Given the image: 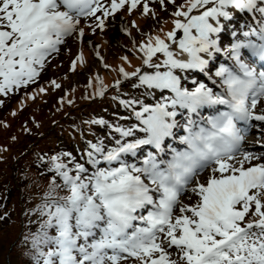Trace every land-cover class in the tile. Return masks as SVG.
<instances>
[{
    "label": "snow or ice",
    "instance_id": "obj_1",
    "mask_svg": "<svg viewBox=\"0 0 264 264\" xmlns=\"http://www.w3.org/2000/svg\"><path fill=\"white\" fill-rule=\"evenodd\" d=\"M139 2L130 0L131 8ZM126 3L0 0V95L34 83L80 18L96 17L103 28L97 13L111 16ZM236 14H248L250 23L225 44ZM173 16L165 38L149 36L139 48L151 71L120 69L155 101H122L137 123L91 144L90 167L52 157L62 183L52 180L39 210L32 264H264V163L252 164L260 157L242 151L240 127L264 122V0H184ZM183 72L202 73L211 86L192 79L190 88Z\"/></svg>",
    "mask_w": 264,
    "mask_h": 264
},
{
    "label": "trees",
    "instance_id": "obj_2",
    "mask_svg": "<svg viewBox=\"0 0 264 264\" xmlns=\"http://www.w3.org/2000/svg\"><path fill=\"white\" fill-rule=\"evenodd\" d=\"M105 104L106 108L110 105L109 102ZM22 140L24 147L30 143L33 148L28 153L30 156L26 158L28 154H25L18 162L10 157L6 166L0 167V174L10 176L11 181V186L4 188L5 194L0 195V264H32L31 237L39 230L36 222L39 219L43 222L39 210L48 202L47 197L52 188L51 178L45 175L43 163L35 165L37 152L50 150V146L40 145L35 137L24 136ZM38 168L41 174L38 178L43 182L23 177L27 173L24 169L39 174ZM19 170L22 171L21 175ZM11 206L14 213L9 210Z\"/></svg>",
    "mask_w": 264,
    "mask_h": 264
},
{
    "label": "rangeland",
    "instance_id": "obj_3",
    "mask_svg": "<svg viewBox=\"0 0 264 264\" xmlns=\"http://www.w3.org/2000/svg\"><path fill=\"white\" fill-rule=\"evenodd\" d=\"M179 4V3H178ZM177 10V6L175 7V6H171V7H169L168 8V10L167 11H165V13H163V15H162V19L161 18H156L155 19V21L154 20H152V27H151V29H153V28H155V26L157 25V23H160V22H162V20L163 19H165V18H167V16H169V15H173V13L175 12ZM146 28V27H145ZM178 37H179V35H178ZM114 43H116V39L114 40ZM171 43V42H170ZM119 46V45H118ZM172 49L178 54V53H180V50H179V48H178V45H172ZM72 52H74V53H77V48H75V51H72ZM114 51H112V53H113ZM107 53H108V55L109 56H112V53H111V55H110V53L107 51ZM87 55V54H86ZM89 57H90V54H89ZM70 58V57H69ZM89 65H88V67H87V69H89L90 68V66H91V64L92 63H94V66H96L97 68L98 67H100V61L99 60H94V59H91V58H89ZM93 65V64H92ZM144 68H146V66L145 67H143V68H141V69H144ZM46 71V70H45ZM77 73V72H76ZM76 73H70V75H69V77L67 78L68 80H69V82L65 85V86H63V89H61V92L58 94V98H60L59 99V101L61 102V103H59L60 104V107L62 108V109H65L66 108V106H68V105H70V104H78V103H76V101H75V97L73 96V93L74 92H72L73 91V89H74V85L77 83L78 85H81L82 83H84V81L86 80L87 81V78H88V71L87 70H85V71H82V73H80V74H76ZM44 74H45V72H44ZM63 79H65L64 78V76H61ZM100 81H101V74H100V71L99 72H97V76H96V78H95V83H96V85H95V87L93 88V89H91V91H90V93H87V91H85V93L81 96V98L80 97H78V101L77 102H79V104H78V108L76 109V110H72L71 111V114L72 115H76L77 117H79V118H82L81 116H82V113H86V109L87 108H89V107H93V105H91V104H89V103H87V102H85L86 100H88V98H89V96H91V97H97V95H96V92H97V90L99 89L98 88V85L97 84H99L100 85ZM70 84H71V86H72V89H71V94H70V100H66L65 99V96L68 94V88L67 87H69L70 86ZM127 86H129V88L131 87V84H127ZM46 87H49L48 85H46ZM13 91H15V90H13ZM13 91H11V92H13ZM122 91L123 92H125V93H130L129 92V90L128 89H122ZM52 98H54L55 99V95H52L51 96ZM82 99V100H81ZM8 101H10V100H8ZM8 101H7V103H8ZM23 103H26L25 101H21L20 102V104H19V107H20V105H23ZM26 105V104H25ZM46 106L43 104V105H41V106H36V105H34V106H30V113L32 114V115H34V114H38V115H40L41 116V120H43V122H45V126L43 125V131H44V133H45V136H43V137H41L40 138V140L38 141V143L40 144V145H50V146H53L54 144V142L56 141V139H55V135H56V132H57V129H55V128H52L53 126L51 125V118L49 117V113L46 111V108H45ZM45 108V110L44 111H42L41 112V110H43ZM22 111H24V109L22 110L21 109V112ZM17 112H20V109H18V111ZM40 112V113H39ZM102 113V114H101ZM104 111H99V118H97V121H104L105 123H106V125H107V130H108V132H105L100 138H103V137H105V136H108V133H109V128H108V123L109 122H111V123H115V124H122L123 126H130L131 125V123H124V122H121L120 121V119H115V120H113V119H109V121H108V119L106 120V119H103V116L104 115H106V116H109L108 115V113H105ZM104 114V115H103ZM37 115V116H38ZM35 116V115H34ZM33 116V117H34ZM36 118V120H37V117H35ZM107 118V117H106ZM29 119V118H28ZM33 124H35L36 125V121L34 120V119H31L30 120ZM47 121H50V122H48L47 123ZM77 123H76V125H80L81 123H82V120H77L76 121ZM39 123H38V121H37V125H38ZM42 128V127H41ZM41 130V129H40ZM0 135H4V134H2L1 132H0ZM1 149H0V164L1 165H4V166H6V164L9 162V160H10V152L8 151V149L6 148V146L2 143L1 145ZM65 153L63 152V155H64ZM30 156V154H28L27 156H26V158L27 157H29ZM27 171H29V170H27ZM18 173H20V175L22 174V171L21 170H19L18 171ZM17 173V174H18ZM38 176H39V174L37 173V172H31V171H29L28 173H24V175H23V177L24 178H26V179H29V180H37L39 183H41V182H43L42 180H40L39 178H38ZM5 177V178H4ZM10 177V176H9ZM8 176H6V174H3L2 176H0V191L2 192L0 195H3V194H5V192H4V188H9L10 186H11V181H10V178H9ZM33 207V206H32ZM9 210L10 211H12L13 213H14V209H13V206H11V207H9ZM173 253H174V255H173V258L174 259H178V255H175V250H173Z\"/></svg>",
    "mask_w": 264,
    "mask_h": 264
}]
</instances>
